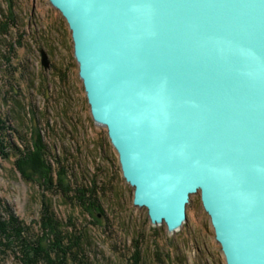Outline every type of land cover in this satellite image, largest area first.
Instances as JSON below:
<instances>
[{
  "label": "water",
  "instance_id": "water-1",
  "mask_svg": "<svg viewBox=\"0 0 264 264\" xmlns=\"http://www.w3.org/2000/svg\"><path fill=\"white\" fill-rule=\"evenodd\" d=\"M48 1L133 205L172 233L198 194L225 263L264 264V0Z\"/></svg>",
  "mask_w": 264,
  "mask_h": 264
},
{
  "label": "rangeland",
  "instance_id": "rangeland-1",
  "mask_svg": "<svg viewBox=\"0 0 264 264\" xmlns=\"http://www.w3.org/2000/svg\"><path fill=\"white\" fill-rule=\"evenodd\" d=\"M7 2L0 0V117L14 148L0 155V220L13 215L40 236L41 201L47 198L67 233L83 240L82 254H75L81 263L226 264L198 194L186 207V222L173 233L164 224H151L146 209L133 205V188L122 177L117 152L90 115L61 14L48 0H12L10 15ZM41 50L49 58L46 70ZM35 145L43 164L66 170L68 185L95 179L102 214L81 210L42 186L33 171H20L17 154ZM10 249H1L0 264H21L17 243ZM68 264L78 263L69 256Z\"/></svg>",
  "mask_w": 264,
  "mask_h": 264
},
{
  "label": "trees",
  "instance_id": "trees-1",
  "mask_svg": "<svg viewBox=\"0 0 264 264\" xmlns=\"http://www.w3.org/2000/svg\"><path fill=\"white\" fill-rule=\"evenodd\" d=\"M7 4V10L12 15V0H8ZM16 106L18 109L20 108L19 104ZM15 110L19 114V110L16 108ZM5 138L6 133L0 117V155H6L5 150L14 148ZM39 149V145H35L33 150L28 148L24 153L17 154V156L20 155L17 159L20 171L22 169L24 175L33 171L43 182L44 185L42 186L47 189L54 188L61 194L62 198L72 200L75 206L81 210L102 214V196H100L95 179L89 182V185L87 181H84L86 183L83 184L68 185L66 170L61 166L54 170L47 163L43 164L40 156L37 155ZM37 166L39 168L41 166V171ZM41 207L40 227L42 235L40 236L32 235L26 227L22 228L13 215L8 222L7 220H0V252H3L1 250L3 248L9 250L14 243H17L18 253L21 255V264H68L69 256L77 260L78 264H85L84 262L81 263L79 257L75 256L76 253L81 255L80 251L85 248L81 237L67 233V230L57 220L53 210L51 211L52 204L49 199L42 200Z\"/></svg>",
  "mask_w": 264,
  "mask_h": 264
},
{
  "label": "bare ground",
  "instance_id": "bare-ground-1",
  "mask_svg": "<svg viewBox=\"0 0 264 264\" xmlns=\"http://www.w3.org/2000/svg\"><path fill=\"white\" fill-rule=\"evenodd\" d=\"M70 177V176H69ZM173 233V232H172Z\"/></svg>",
  "mask_w": 264,
  "mask_h": 264
}]
</instances>
